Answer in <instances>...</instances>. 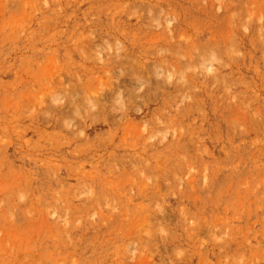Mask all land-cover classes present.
<instances>
[{
  "label": "rangeland",
  "instance_id": "obj_1",
  "mask_svg": "<svg viewBox=\"0 0 264 264\" xmlns=\"http://www.w3.org/2000/svg\"><path fill=\"white\" fill-rule=\"evenodd\" d=\"M0 264H264V0H0Z\"/></svg>",
  "mask_w": 264,
  "mask_h": 264
},
{
  "label": "bare ground",
  "instance_id": "obj_2",
  "mask_svg": "<svg viewBox=\"0 0 264 264\" xmlns=\"http://www.w3.org/2000/svg\"><path fill=\"white\" fill-rule=\"evenodd\" d=\"M121 100V99H120ZM120 104H122L121 102H120Z\"/></svg>",
  "mask_w": 264,
  "mask_h": 264
}]
</instances>
